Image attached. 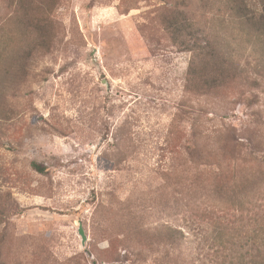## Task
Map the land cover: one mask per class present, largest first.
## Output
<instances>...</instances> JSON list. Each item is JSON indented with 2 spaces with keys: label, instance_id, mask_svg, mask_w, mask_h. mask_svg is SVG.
Masks as SVG:
<instances>
[{
  "label": "rangeland",
  "instance_id": "rangeland-1",
  "mask_svg": "<svg viewBox=\"0 0 264 264\" xmlns=\"http://www.w3.org/2000/svg\"><path fill=\"white\" fill-rule=\"evenodd\" d=\"M242 3L245 25L218 0H0V264H242L218 244L264 223L263 5Z\"/></svg>",
  "mask_w": 264,
  "mask_h": 264
},
{
  "label": "trees",
  "instance_id": "trees-1",
  "mask_svg": "<svg viewBox=\"0 0 264 264\" xmlns=\"http://www.w3.org/2000/svg\"><path fill=\"white\" fill-rule=\"evenodd\" d=\"M218 1L221 2L224 5V8L228 10L229 13L227 16L229 19L232 18L234 21L241 20L245 25V4L242 3L245 2V0ZM259 1L260 5H263V13H261V15L264 17V0ZM204 4H206V2H204ZM185 20L186 21L183 23V27L186 31L198 29L196 24L192 22L189 16L186 15ZM211 27L213 26L211 25ZM226 40L227 38L225 37L222 41L226 42ZM33 166L35 169L43 171L41 166L35 163ZM239 198V193L234 192L231 195L223 194L221 201L223 204L227 205V207L239 208L241 210H244L245 208V210H248V207H245V201ZM223 231L226 232L222 233V235L218 238V244H224L225 247H229V251H235L240 263L264 264V223L262 220L249 217L245 220V224L240 226H232L229 229L224 228Z\"/></svg>",
  "mask_w": 264,
  "mask_h": 264
},
{
  "label": "water",
  "instance_id": "water-1",
  "mask_svg": "<svg viewBox=\"0 0 264 264\" xmlns=\"http://www.w3.org/2000/svg\"><path fill=\"white\" fill-rule=\"evenodd\" d=\"M80 234L83 236V239H85V235H84V233H83L81 228H80Z\"/></svg>",
  "mask_w": 264,
  "mask_h": 264
}]
</instances>
